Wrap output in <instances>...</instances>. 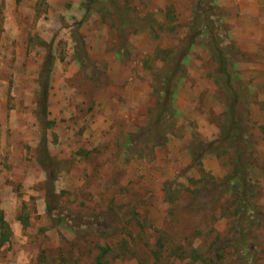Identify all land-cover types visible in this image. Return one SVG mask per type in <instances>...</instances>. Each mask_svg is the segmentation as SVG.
I'll return each instance as SVG.
<instances>
[{
  "label": "rangeland",
  "instance_id": "374dc122",
  "mask_svg": "<svg viewBox=\"0 0 264 264\" xmlns=\"http://www.w3.org/2000/svg\"><path fill=\"white\" fill-rule=\"evenodd\" d=\"M18 253L264 264V0H0V264Z\"/></svg>",
  "mask_w": 264,
  "mask_h": 264
},
{
  "label": "trees",
  "instance_id": "16d2710c",
  "mask_svg": "<svg viewBox=\"0 0 264 264\" xmlns=\"http://www.w3.org/2000/svg\"><path fill=\"white\" fill-rule=\"evenodd\" d=\"M220 62H224L222 59L220 60ZM49 64H50V56L49 54L44 58V61H43V66H44V73L47 75V72L49 70ZM234 126V125H233ZM237 134V133H236ZM240 166H236L235 167V173H237L238 175L241 174L243 172V170H241V167L239 168ZM245 175V174H244ZM244 175H243V179H244ZM245 180V179H244Z\"/></svg>",
  "mask_w": 264,
  "mask_h": 264
},
{
  "label": "crops",
  "instance_id": "0c3cea01",
  "mask_svg": "<svg viewBox=\"0 0 264 264\" xmlns=\"http://www.w3.org/2000/svg\"><path fill=\"white\" fill-rule=\"evenodd\" d=\"M20 254L21 253H18L17 257H15V259H13V261H11V263H9V264H21V262H20V259H21Z\"/></svg>",
  "mask_w": 264,
  "mask_h": 264
}]
</instances>
